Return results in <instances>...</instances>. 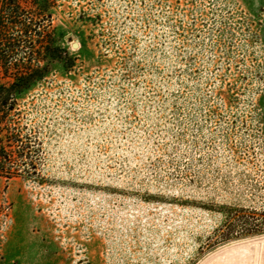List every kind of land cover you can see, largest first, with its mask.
I'll use <instances>...</instances> for the list:
<instances>
[{
  "label": "rangeland",
  "instance_id": "rangeland-1",
  "mask_svg": "<svg viewBox=\"0 0 264 264\" xmlns=\"http://www.w3.org/2000/svg\"><path fill=\"white\" fill-rule=\"evenodd\" d=\"M52 4L64 59L2 110L0 264H264V0Z\"/></svg>",
  "mask_w": 264,
  "mask_h": 264
},
{
  "label": "trees",
  "instance_id": "trees-1",
  "mask_svg": "<svg viewBox=\"0 0 264 264\" xmlns=\"http://www.w3.org/2000/svg\"><path fill=\"white\" fill-rule=\"evenodd\" d=\"M52 2L0 0V123L4 108H14L25 90L47 77L52 59H64L55 44Z\"/></svg>",
  "mask_w": 264,
  "mask_h": 264
},
{
  "label": "built area",
  "instance_id": "built-area-1",
  "mask_svg": "<svg viewBox=\"0 0 264 264\" xmlns=\"http://www.w3.org/2000/svg\"><path fill=\"white\" fill-rule=\"evenodd\" d=\"M4 208H5V210H8V208H7V204H6V206H4Z\"/></svg>",
  "mask_w": 264,
  "mask_h": 264
}]
</instances>
